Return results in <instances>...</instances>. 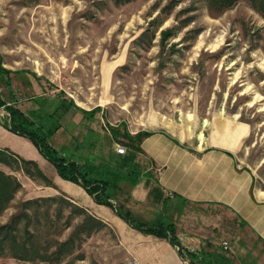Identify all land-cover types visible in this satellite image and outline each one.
<instances>
[{"label":"rangeland","instance_id":"obj_1","mask_svg":"<svg viewBox=\"0 0 264 264\" xmlns=\"http://www.w3.org/2000/svg\"><path fill=\"white\" fill-rule=\"evenodd\" d=\"M0 66L11 71L9 83L0 79L5 99L48 127L59 125L48 137L58 154L90 162L101 153L97 169L120 173L130 165L115 159L119 138L113 143L109 130L116 124L135 130L162 116L245 123L250 131L237 157L264 198V14L249 0L221 12L206 0H0ZM55 98L95 113L65 106L50 115ZM98 119L101 132L93 129ZM9 121L0 108V148L34 160L43 175L1 155L9 179L0 264H127L101 250L115 246L112 230L66 198L74 182L3 125ZM125 148L120 159L132 154Z\"/></svg>","mask_w":264,"mask_h":264},{"label":"crops","instance_id":"obj_2","mask_svg":"<svg viewBox=\"0 0 264 264\" xmlns=\"http://www.w3.org/2000/svg\"><path fill=\"white\" fill-rule=\"evenodd\" d=\"M221 121L218 117L162 116L151 126L129 129L132 135L142 130L151 133L142 139V151L134 152L126 167L134 181L124 205L148 224L172 226L174 241L196 253L197 264H264V198L254 187V174L237 157L250 128L245 123ZM93 129L101 132L99 119ZM98 154L95 162L103 160ZM117 154L115 159L121 161ZM66 189L73 205L101 221L104 230H112L115 246L101 248L110 259L119 257L127 264L189 263L168 238L132 228L75 183Z\"/></svg>","mask_w":264,"mask_h":264},{"label":"trees","instance_id":"obj_3","mask_svg":"<svg viewBox=\"0 0 264 264\" xmlns=\"http://www.w3.org/2000/svg\"><path fill=\"white\" fill-rule=\"evenodd\" d=\"M116 1H122L125 2V0H116ZM207 4L209 5V8H211L214 11L221 12L230 6H232L234 3H236L238 0H206ZM254 7L264 14V0H249ZM169 31V30H168ZM168 31H163L162 33L164 35L169 34ZM27 73L28 71H17L16 73ZM11 73V71L7 68H3L0 66V79L2 77V80L4 79V82L7 84L9 83V77L5 78V76H8ZM30 73V72H28ZM33 77L36 78V74L32 73ZM2 86L0 87V108H4L9 113L10 124L4 123L3 125L9 129L10 131L22 135L24 137H27L35 147L39 150V152L51 163L55 166L56 171L60 177L63 179H66L68 181L74 182L82 186V188L94 199V201L98 204H103L106 206H110V208L114 211L116 215H118L120 218H122L129 226H131L134 229H137L145 234H151L157 237L162 238H168L169 241L173 245L179 246L177 242L174 241L173 233H172V226L170 225H164L162 223L158 224H148L145 221L133 216L128 208L120 202L119 200V194H126L128 191V188L134 181V177L132 172L127 169H123L124 172H122L120 169V173H115L112 170H108L107 168L104 169H97L95 168V158L93 157L90 159V162L82 161L80 160L81 155H71L65 156L58 154V151L49 144L48 137L59 127V125L48 127L46 123L38 122L34 118H31L34 116L35 113H31L32 115L28 116L24 113L19 107L18 102L16 100L8 101L5 99V95L2 91ZM44 94V93H43ZM43 94L39 96H32L33 100H36L37 97H42ZM31 99V97H29ZM57 99L54 103H51V106L53 104H57L56 107H52L53 109H49L47 113H50V115L57 114L61 109H64L65 106H73L75 108H78L83 114H94L95 108L91 110H85L83 108H79L73 100H69V103L67 104L65 102L66 99L62 98H55ZM59 109V110H58ZM122 128V129H121ZM110 133L114 140L119 138V143L122 145H125L132 154L127 155V157H124L120 159V163L128 164L131 156L134 152L142 151L140 148V143L143 138L150 135L151 132L149 131H138L136 134L132 135L130 132L126 129V126L121 123L117 124L115 126H110ZM108 140L111 141L110 136L108 135ZM3 153H6L7 155L18 158L21 162L24 164H27L31 166L39 175H43L37 166L36 162L32 160H25L19 158L14 153L7 151L5 149L0 148V162H2L1 155ZM9 156V157H10ZM126 170V171H125ZM135 175V174H134ZM8 176L3 174L0 171V211L4 207V202L8 198ZM112 200L115 202L113 203ZM31 202H27L25 204H28ZM77 209H82L80 207H77ZM75 208V209H76ZM85 213L84 210H80ZM91 218L94 220V217L90 215ZM15 219V225H17L18 218L17 216L12 217V219ZM13 219V220H14ZM99 221V220H98ZM101 221H99L100 223ZM8 227L9 229L13 227L12 225L4 224L2 228ZM14 229V228H12ZM170 235V236H169ZM66 242L65 244H68ZM179 255L183 259H188L190 264H197L195 256L196 253L186 251L182 248V246H179Z\"/></svg>","mask_w":264,"mask_h":264},{"label":"built area","instance_id":"obj_4","mask_svg":"<svg viewBox=\"0 0 264 264\" xmlns=\"http://www.w3.org/2000/svg\"><path fill=\"white\" fill-rule=\"evenodd\" d=\"M115 149H116V152L119 153V154H124L125 153V147L121 144H115ZM223 247L224 249L227 247V243L226 242H223Z\"/></svg>","mask_w":264,"mask_h":264}]
</instances>
